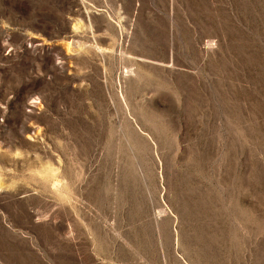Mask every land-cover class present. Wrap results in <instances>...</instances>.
Masks as SVG:
<instances>
[{
    "label": "rangeland",
    "instance_id": "rangeland-1",
    "mask_svg": "<svg viewBox=\"0 0 264 264\" xmlns=\"http://www.w3.org/2000/svg\"><path fill=\"white\" fill-rule=\"evenodd\" d=\"M0 264H264V0H0Z\"/></svg>",
    "mask_w": 264,
    "mask_h": 264
}]
</instances>
